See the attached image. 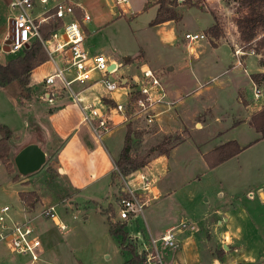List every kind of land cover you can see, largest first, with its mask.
I'll list each match as a JSON object with an SVG mask.
<instances>
[{
  "label": "rangeland",
  "instance_id": "1",
  "mask_svg": "<svg viewBox=\"0 0 264 264\" xmlns=\"http://www.w3.org/2000/svg\"><path fill=\"white\" fill-rule=\"evenodd\" d=\"M10 1L0 0V37L9 31ZM54 1L52 0V2ZM77 1L82 4L91 17L84 27V45L86 50L90 54L101 53L104 56L113 58L120 65L117 73H108L111 79H119V77H125V75L134 78L135 75H138L141 70L138 54L142 51L150 63V68L153 71H157L154 73L159 77L161 83H164V88H167L166 84H171V86L184 84L190 89L188 94L184 93L188 89L182 92L183 103L181 101L175 103L169 108L171 109L169 114H159L158 111L166 109V105L157 104L155 111L159 114V120L157 119L152 124L146 125L143 120L131 117L127 121L116 125L109 134L105 135L99 144H104L107 147L108 155L112 158L114 157V163L124 143L127 123H130L131 131L138 133L132 137L130 143L129 154L132 157L144 155L151 146L163 143L162 149L156 150L150 156L148 162L150 163L154 158L163 155L161 154L163 149L170 150L177 146L171 150L168 157L166 155L164 158V163L168 164L169 168L167 180L170 178L169 181L174 188L183 186L185 178L196 176L199 178L197 184L202 192V197L207 194L209 204L218 199L216 194L221 190L223 191V198L230 193L234 200L239 199V206L242 209L247 210L249 208V200L258 203L257 201L261 200L258 191L251 187L250 182L257 179V176L264 170V137H259V134L251 126L241 124L219 137L224 140L231 138L237 141L238 139L240 146L243 148L237 155L223 161L212 169L204 166L195 152L197 140L212 142L214 138H211V136L216 134L217 131L224 129L225 125H219L218 122H214L213 118L215 115L220 119L228 117L227 121L231 119L232 123H234L236 111L241 113V115L244 114V110L241 108L242 105L250 104L249 102H251L252 105L249 106V109L264 105V51H257L254 47L255 39L262 34V28L258 27L256 29V36L250 41L240 38L236 30V21L243 15L245 8L240 4L239 0H169L172 3L171 5L166 2L168 8L177 15H180V12L186 7L194 6L200 10L210 12L214 17L218 36L214 38L209 33L204 32L205 39L199 41L198 47L195 45L198 41L191 43V45H195V52H198L199 56H197L200 57L196 63V71V67L192 68L191 66L195 62V59L189 58L191 54L187 56L184 53L181 57H178V55L172 54L170 51H162L158 47L154 26L150 25V21L154 18L156 11V5L153 4L154 0H128L126 4L127 12L118 15L114 6L112 12L111 0ZM52 2H50V5ZM182 14L183 21H185V26L182 29L201 31L204 28V17L195 12L194 8H189V10L183 11ZM77 15L79 16L80 13L77 12ZM218 41L227 42L232 50L234 48H239L243 52H249L250 49L253 50V53L249 56H247L249 53L238 55L239 63L242 65L240 67L244 71L239 67L229 70L227 74L221 72L223 69H228L235 62V58L230 55V50L225 45L218 44L214 49L210 47L209 44L213 45ZM3 47L5 49L0 50V62L14 59L23 52L9 53L7 44L4 43ZM124 56H131L130 61H127L128 63L126 64L123 63L125 60H122ZM243 59L244 61H241ZM172 62H175L174 70L167 72L166 69L172 66ZM200 62H202V66L198 67ZM257 65L262 68V72H257L258 74L253 83L259 89L258 98L261 99L262 105H259L257 101L254 104L248 80V74L255 72ZM47 68H50L49 64L43 67L45 70ZM197 72L200 74L196 78ZM212 76L215 77L211 79ZM187 78L192 80V84L185 83ZM39 87L38 89L40 90ZM101 94L103 95V93ZM152 94L154 98H157L160 95V91H153ZM108 96L103 95L102 97ZM238 98H241L243 102ZM177 110H181V115H179ZM196 110L199 111L191 117ZM173 113L177 114V117L172 115ZM11 148L12 151H15L13 145ZM13 155V152H10L9 157L14 166V174H9L0 160V208L5 205L9 206L10 216L18 220L22 216L23 207L16 192L17 189L21 188V185L12 183L13 175L20 177V173L13 162ZM54 156L53 151L47 153V160L38 170L32 172L37 173L32 178V182L34 186L38 189L40 188V195L47 196L49 199L47 205L56 204L57 214L63 220L61 216V213H63L65 220L63 221L68 225L69 229L64 234L57 230L50 219L37 218L33 221V226L39 233L42 247L45 246V250H48L44 260L46 262L43 264L50 262L56 264H125L130 258V250L127 248V243L123 240L121 234H114L110 231L107 218L109 215L115 229L122 227L113 202L116 195H118L116 200L119 197L120 186L122 188L125 183L131 185L130 181L132 180L138 186L137 179L141 173L137 172L139 168L124 172L114 166L115 168H113V174L111 175V191H108L106 196L103 195L104 191H102L96 202L87 201L88 197L83 195L87 198L85 201L84 197H72L70 195L72 191L65 185V180L54 171L52 166ZM153 166L160 169L161 167L163 168V163L154 162ZM189 187L194 188L195 185L192 184ZM116 189H118L119 193L116 192L117 194H114ZM180 199L184 200V197L181 196ZM110 202L114 209L111 212H109V210H112L111 206H109ZM201 204V200H199L197 206ZM41 206L38 203L32 213H29V216L38 213ZM250 209L257 213L264 212V208L258 206ZM73 214L77 216L76 219L72 218ZM84 216L86 219L83 218ZM141 218V216H138L136 219H130L124 229L133 237H136V234L139 233L147 239L149 235ZM149 238L147 248L139 256L142 259H145L151 250ZM140 241L139 243H141ZM256 243L258 242L252 239L246 246L245 252L239 250L233 256L228 255L226 259L235 261V264H251L252 257L257 255V250L260 248V253L256 260L259 264H264V244L259 241V244L254 246ZM157 246H159L158 243ZM256 247L258 248L256 249ZM2 251L9 255L8 258L17 255L21 257V260L27 259L26 255L10 254L5 248ZM244 257L245 259H243ZM20 261L18 264H22V261Z\"/></svg>",
  "mask_w": 264,
  "mask_h": 264
},
{
  "label": "crops",
  "instance_id": "2",
  "mask_svg": "<svg viewBox=\"0 0 264 264\" xmlns=\"http://www.w3.org/2000/svg\"><path fill=\"white\" fill-rule=\"evenodd\" d=\"M156 2L157 1L154 0L153 4L156 5L157 10L158 5ZM189 8H194L195 12L203 15L205 26L201 31L187 30L186 28L182 29L185 26V21H183L182 18V12L189 10ZM213 22L214 17L210 12L200 10L194 6H189L180 12L178 20H167L151 26H154L158 47L162 51H170L172 54L178 55V57H181L184 53H186L187 56L191 54L192 56L190 55L189 58L195 59V62L192 63L191 66L192 68L196 67V71V63L199 61L200 57H198L199 53L195 52V45L198 47L199 41L197 44L191 45V43L189 44L185 41V39H183V34L191 31L206 33L207 28L211 26ZM6 33L0 37V44H2L0 50L3 49V42L5 40ZM218 44L227 46L228 50H230V55L235 58V62L232 63L228 69H223L221 72L227 74L229 70H234L242 66L240 63L237 64L239 57L233 52L236 48L232 50L230 45L224 41H218L213 45H209L212 49H214ZM249 55L250 54L247 56ZM127 57L128 56L122 57V60H125V62H123L124 64L128 63L126 61H130L129 59H131V56H129L126 60ZM107 58L110 61L118 63V61L113 58ZM138 60L141 62V69L143 67H151L144 52L140 51L138 54ZM241 61H244V59ZM6 62L7 60L0 63L3 64ZM46 64H49L50 68L45 70L43 67ZM174 65L175 62H172L171 69H169V66L166 71H173L175 67ZM201 66L202 62L199 63L198 67ZM240 68L244 71L242 67ZM261 70L262 68L257 65L255 72L253 73H260L262 72ZM51 72L52 66L48 61L36 67L32 71L30 75V86L32 88L33 97L24 104H19L17 101L20 89L15 80L0 86V123L6 125L11 130V137L8 143L11 153L13 152L14 154L13 158L18 151L28 144L38 145L45 152L46 156L49 151H53L55 156L53 157L54 160L52 166L54 167V171L57 175L65 180L67 188L72 191L70 195L72 197H84L83 195H86L88 200L84 197L85 201L96 202V199L100 196L102 191H104L103 195L106 196L108 191H111L112 189L111 175L113 174V168H115L113 160L114 157L112 158L108 155L107 147L104 144L100 145L99 142L95 140L88 125L82 122L81 111L78 105L73 102L66 93L63 92V94H61L62 92H60V94L51 102L42 98L43 86L41 84V80L45 75ZM154 72L157 71L155 70ZM199 74V72L196 73V78L199 77ZM250 74H248V80L252 92V86L254 83L249 78ZM138 75H135L134 78L125 75L124 79L126 78L129 82H133L136 80ZM214 77L215 76H212L211 79ZM185 83L192 84V80L187 78ZM166 85L167 88H165V91L167 92V103H160L166 105V109L158 111L159 114L163 113V115L167 113L169 114L171 112V109L169 108L175 103L180 101L183 103L181 94L185 91V89H188L184 84L180 86H171V84ZM189 90L190 89L186 90L184 93L188 94ZM101 93H103V91L98 85H92L82 91L80 96L83 97V101L85 103H89L95 101L98 96L102 95ZM115 96L117 98L120 97L118 94H115ZM258 97H256V99L253 98L252 92V100L254 104L258 102L259 105H262L263 103H261V99ZM238 99L243 102L241 98ZM249 103L250 104L242 103L245 104L241 107L244 110V114L241 115V113L236 111V120L234 123H232L231 119L230 121H227L228 117L220 119L217 118L216 115L214 116V122H218L219 125L223 124L225 127L211 136V138H214L212 142L201 140L196 141L195 145L197 148L195 147V152L204 166L209 168L203 159V154L207 151L229 140H234L239 146L241 145L240 142H238V139L237 141L236 139L231 138L224 140L219 137L227 131H232L241 124H248L250 126L249 117L251 113L261 108V106L257 108L251 107L252 109H249V106L252 105L251 102ZM155 107H157V105ZM262 107H264V105H262ZM198 111L199 110H196L191 117H193V115H195ZM177 112L181 115V110H177ZM159 114L157 115L158 120ZM172 115L176 116L177 114L173 113ZM12 145L15 148V151H12ZM176 147L177 146L172 149H175ZM240 147L243 148L242 146ZM172 149L169 150L168 154ZM165 157L166 155H162L154 158L150 163L137 170V172H143L151 178L153 184L151 195L153 198L150 200L149 205L144 209L142 214H136L125 221L119 220L126 233V238L123 240L127 243L126 246H128L127 248L130 250V258L125 264L130 263L129 261L132 259L133 255L138 257L141 255L143 250L147 248L149 237L157 239L163 233L172 228L176 229L177 246L175 248H167L163 246L161 242H158V248L162 256L163 264H235V261L226 259V257L228 255H235L239 252V250L245 252L247 248L246 246H248V243L252 239H255L258 242L254 246H257L259 241H262L264 244V212L257 213L250 209L255 206L264 208V170L257 176V179L250 182L252 185L251 187H254V189L258 191V195L261 200H258V203L253 202V200H249L248 209L250 210L247 209V211L239 206L240 200H234L230 193L223 198L222 190L216 194L218 199L213 201L212 204H209L208 195L206 194L202 197V192L198 188L199 186L197 184L199 178L196 176H190L187 179L185 178L183 186L174 188L169 181L170 178L167 180V176H169V168L168 164L164 163ZM154 162L163 163V168L161 167L160 169H157L153 166ZM36 174L37 173L31 172L22 175L20 173V177L16 181H13L12 179V183H14V185H21V188L16 190L17 194L21 191H36L39 196V200L35 203L34 208L29 210L23 205L18 195L20 204H22L23 207L22 216L18 220L23 219L25 216H29V213H32L35 207L38 206V203L42 205V209L49 202L47 196L40 195V188L38 189L33 185L32 178ZM192 184L195 185L194 188L189 187ZM119 190H121V186L119 187ZM116 192L119 193L118 189L115 190L114 194H117ZM94 196L95 198H93ZM116 196L113 202L115 206ZM181 196L184 197V200L180 199ZM199 200H201L202 204L197 206ZM109 204L114 211L111 202ZM61 216L64 220L63 213H61ZM138 216H141V219L145 223L146 231L149 235L147 239L139 233L136 234V237H133V235L124 229V226L128 224L130 219H136ZM72 218L76 219L77 216L73 214ZM83 218L86 219L85 216ZM180 223H184L185 225L181 227L179 226ZM68 229V225L65 231H60L57 228L59 232L64 234L68 231ZM139 241L141 243H139ZM3 248H5L10 254H15L12 253L5 245L0 244V264H18L21 257L15 255L14 257L8 258L9 255L2 251ZM257 248L258 247H256V249ZM256 249L254 248V250ZM47 252L48 250H45V246H43L42 258L44 260L46 259ZM259 253L260 248L257 250V255L252 257L251 264H259L256 260ZM140 259L141 261L138 264H145L144 259ZM243 259H245V257ZM21 261L20 262L22 264H27L28 258Z\"/></svg>",
  "mask_w": 264,
  "mask_h": 264
},
{
  "label": "built area",
  "instance_id": "3",
  "mask_svg": "<svg viewBox=\"0 0 264 264\" xmlns=\"http://www.w3.org/2000/svg\"><path fill=\"white\" fill-rule=\"evenodd\" d=\"M111 1L117 15L127 12L128 0ZM50 2L52 0H11L9 31L5 37L7 43L5 40L3 42L7 44L9 53L24 51L34 42L41 44L52 66V72L41 80L42 98L51 102L60 92H65L78 105L82 122L88 125L98 142H102L105 135L128 118L143 120L146 125L155 122L158 114L155 105L167 103V94L154 71L150 67H143L133 82L124 77L111 79L108 73H117L119 63L110 61L101 53L90 54L85 48L84 27L91 19L85 8L77 0H55L51 5ZM183 39L190 44L205 39V35L202 32H185ZM244 53L252 54L253 50L243 52L239 48L234 49L235 55ZM110 65L113 66L109 68ZM92 85H98L103 95L109 96H98L95 101L85 103L80 93ZM156 90L160 91V95L154 98L152 93ZM252 92L253 97L259 96L255 84ZM115 94L120 97L117 98ZM106 98L114 104H107L104 101ZM137 180L138 186L132 180L131 185L125 183L121 188L115 203L119 220L125 221L142 213L153 198L151 178L141 172ZM55 207L56 204L46 205L36 215L25 216L21 220L10 216L9 206L1 207L0 244L12 253L26 255L27 264L45 263L42 242L33 221L37 218L50 219L60 231H65L67 224L59 218ZM184 225L179 224L181 227ZM175 230L172 228L157 239L150 238L151 250L144 259L145 264H163L157 243L175 248Z\"/></svg>",
  "mask_w": 264,
  "mask_h": 264
},
{
  "label": "trees",
  "instance_id": "4",
  "mask_svg": "<svg viewBox=\"0 0 264 264\" xmlns=\"http://www.w3.org/2000/svg\"><path fill=\"white\" fill-rule=\"evenodd\" d=\"M172 3L169 0H157L158 5L154 18L150 21V25H154L167 20H178L179 15L174 11H171L166 5ZM245 8V12L236 21V30L245 41H250L256 36V29L262 28V34L258 35L255 39L254 47L255 50L264 51V0H239ZM217 25L215 21L206 30L211 37L216 38L218 36ZM48 60V56L39 42H34L28 49H25L16 58L8 60L6 63H0V86L7 84L15 80L18 84L20 92L17 96L19 104H24L26 101L33 97L32 88L30 86V75L32 71L45 63ZM127 62V61H126ZM256 73H251L249 78L255 80ZM107 104L113 105L114 102L111 100L104 99ZM249 124L260 137H264V107L259 108L255 112L251 113L249 117ZM138 133H134L130 129V123H127V130L124 136V143L121 148L120 154L115 161V166L124 172L136 170L144 167L149 162L150 156L158 149H162L163 143H159L155 146H151L144 155L132 157L129 154L130 143L133 136ZM0 160L5 166L7 172L12 174L14 172L13 163L9 157L10 146L9 139L11 137V130L4 124L0 123ZM242 148L234 141H226L215 148L207 151L203 154V159L209 168L223 162L229 157L237 154ZM168 149H163L161 154L167 155ZM129 165V167H128ZM13 181L18 179L17 175L12 176ZM22 203L29 210L34 208L35 203L39 200V196L35 191L30 192H19L18 193ZM113 210H109L111 212ZM108 223L110 231L114 234H121L123 239L126 236L123 226L120 229H115L108 215ZM141 259L133 255L129 264H138Z\"/></svg>",
  "mask_w": 264,
  "mask_h": 264
},
{
  "label": "water",
  "instance_id": "5",
  "mask_svg": "<svg viewBox=\"0 0 264 264\" xmlns=\"http://www.w3.org/2000/svg\"><path fill=\"white\" fill-rule=\"evenodd\" d=\"M5 49V47H3ZM128 57L126 58V60ZM113 65H110L111 68ZM171 69V67H169ZM45 152L36 144H28L16 153L14 165L22 175L34 172L45 162Z\"/></svg>",
  "mask_w": 264,
  "mask_h": 264
}]
</instances>
